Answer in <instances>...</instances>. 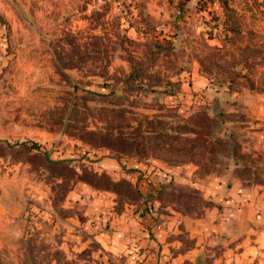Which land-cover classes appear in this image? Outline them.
<instances>
[{
  "label": "rangeland",
  "instance_id": "obj_1",
  "mask_svg": "<svg viewBox=\"0 0 264 264\" xmlns=\"http://www.w3.org/2000/svg\"><path fill=\"white\" fill-rule=\"evenodd\" d=\"M213 175L264 184V0H0V264H143Z\"/></svg>",
  "mask_w": 264,
  "mask_h": 264
},
{
  "label": "crops",
  "instance_id": "obj_2",
  "mask_svg": "<svg viewBox=\"0 0 264 264\" xmlns=\"http://www.w3.org/2000/svg\"><path fill=\"white\" fill-rule=\"evenodd\" d=\"M141 170L126 174L140 190L150 181ZM152 173L165 174L156 169ZM200 186L213 202L201 216L190 218L170 208L163 222L151 224L152 237L149 230L133 226L135 231L122 233L120 246L134 239L146 246L138 251L145 257L143 264H153L158 250L163 253L160 264H264V184L244 186L236 179L213 175ZM146 206L145 219L155 212L153 203ZM180 231L194 239L191 246L182 244Z\"/></svg>",
  "mask_w": 264,
  "mask_h": 264
},
{
  "label": "trees",
  "instance_id": "obj_3",
  "mask_svg": "<svg viewBox=\"0 0 264 264\" xmlns=\"http://www.w3.org/2000/svg\"><path fill=\"white\" fill-rule=\"evenodd\" d=\"M123 164V163H122ZM139 168L138 167H133V166H131L128 170L129 171H134V170H138ZM140 176V175H139ZM169 180H172V178H170V179H168V181ZM134 185H135V183H133Z\"/></svg>",
  "mask_w": 264,
  "mask_h": 264
}]
</instances>
